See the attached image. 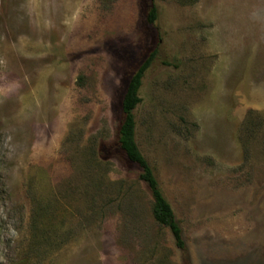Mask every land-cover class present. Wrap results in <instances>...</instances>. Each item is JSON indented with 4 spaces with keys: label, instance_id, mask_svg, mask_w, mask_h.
<instances>
[{
    "label": "rangeland",
    "instance_id": "rangeland-1",
    "mask_svg": "<svg viewBox=\"0 0 264 264\" xmlns=\"http://www.w3.org/2000/svg\"><path fill=\"white\" fill-rule=\"evenodd\" d=\"M150 55L135 142L183 250L117 144ZM18 261L264 264V0H0V264Z\"/></svg>",
    "mask_w": 264,
    "mask_h": 264
},
{
    "label": "trees",
    "instance_id": "trees-1",
    "mask_svg": "<svg viewBox=\"0 0 264 264\" xmlns=\"http://www.w3.org/2000/svg\"><path fill=\"white\" fill-rule=\"evenodd\" d=\"M156 19V9L151 7L147 15V22L152 23ZM152 55L143 61L133 75L130 77L121 100L122 119L117 133L118 148L124 153L127 160L139 168L138 180L142 182L150 193L151 215L154 222L166 228L174 241L177 249L183 250L185 243L180 226L175 218L174 212L162 194L154 173L146 159L143 157L135 142V118L134 111L141 103L139 90L142 79L151 62ZM14 264H25L18 261Z\"/></svg>",
    "mask_w": 264,
    "mask_h": 264
}]
</instances>
